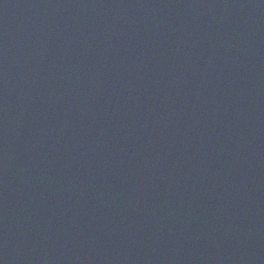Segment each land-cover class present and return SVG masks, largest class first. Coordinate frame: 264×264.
<instances>
[{
    "label": "water",
    "instance_id": "1",
    "mask_svg": "<svg viewBox=\"0 0 264 264\" xmlns=\"http://www.w3.org/2000/svg\"><path fill=\"white\" fill-rule=\"evenodd\" d=\"M0 264H264V0H0Z\"/></svg>",
    "mask_w": 264,
    "mask_h": 264
}]
</instances>
